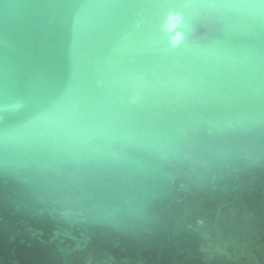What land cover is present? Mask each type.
<instances>
[{
	"label": "water",
	"instance_id": "95a60500",
	"mask_svg": "<svg viewBox=\"0 0 264 264\" xmlns=\"http://www.w3.org/2000/svg\"><path fill=\"white\" fill-rule=\"evenodd\" d=\"M0 264H264V0H0Z\"/></svg>",
	"mask_w": 264,
	"mask_h": 264
}]
</instances>
